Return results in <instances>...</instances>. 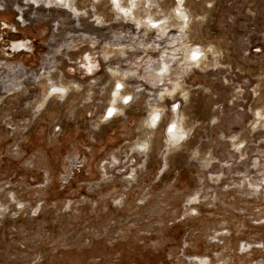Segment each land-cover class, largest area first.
Wrapping results in <instances>:
<instances>
[{
  "label": "rangeland",
  "instance_id": "rangeland-1",
  "mask_svg": "<svg viewBox=\"0 0 264 264\" xmlns=\"http://www.w3.org/2000/svg\"><path fill=\"white\" fill-rule=\"evenodd\" d=\"M0 264H264V0H0Z\"/></svg>",
  "mask_w": 264,
  "mask_h": 264
},
{
  "label": "flooded vegetation",
  "instance_id": "flooded-vegetation-1",
  "mask_svg": "<svg viewBox=\"0 0 264 264\" xmlns=\"http://www.w3.org/2000/svg\"><path fill=\"white\" fill-rule=\"evenodd\" d=\"M24 45V43H17L16 44V46L15 47H22ZM150 51H147V53H149ZM153 52V51H152ZM168 52L166 51L165 53H161V56H160V58H151L150 60H155V62L154 61H148V63H147V65H149V64H155L156 62H160V64H163L165 67H164V72H161V73H159V76L156 78V81L155 82H153L154 81V79H153V81L150 79V77H148V75H146L145 73H144V79L146 80V81H148L149 83H151L152 85H154V87L157 85V82H159V81H164L165 80V77H166V75H167V73L165 72V69H166V67H168L169 65H170V63L172 62V61H174V58L172 57V58H170L169 59V56H168V54H167ZM168 57V58H167ZM87 59H91L90 58V55L89 56H87ZM161 61H162V63H161ZM89 62H90V60H89ZM150 62V63H149ZM177 62H179V60L177 61ZM148 68V67H147ZM163 73V74H162ZM1 89H3V88H1ZM127 98H128V96H127ZM124 99H126V96H124V98H123V100ZM111 111V112H114V111H116V107H113V106H110V107H108L107 108V111ZM114 115H115V112H114ZM160 118H161V114H159V113H156L155 112V115L153 116V118H152V121L154 122V123H156V122H158V121H160Z\"/></svg>",
  "mask_w": 264,
  "mask_h": 264
},
{
  "label": "bare ground",
  "instance_id": "bare-ground-1",
  "mask_svg": "<svg viewBox=\"0 0 264 264\" xmlns=\"http://www.w3.org/2000/svg\"><path fill=\"white\" fill-rule=\"evenodd\" d=\"M164 67L165 66L163 64H160V62H156L155 64H149L145 74L148 75V77H150L152 81L154 79L153 82H155L156 78L159 76V73L164 72Z\"/></svg>",
  "mask_w": 264,
  "mask_h": 264
},
{
  "label": "built area",
  "instance_id": "built-area-1",
  "mask_svg": "<svg viewBox=\"0 0 264 264\" xmlns=\"http://www.w3.org/2000/svg\"><path fill=\"white\" fill-rule=\"evenodd\" d=\"M107 113H108V115H107V118H108V119L113 118L114 112H113V113L111 112V113H112L111 115H109V111H108Z\"/></svg>",
  "mask_w": 264,
  "mask_h": 264
},
{
  "label": "snow or ice",
  "instance_id": "snow-or-ice-1",
  "mask_svg": "<svg viewBox=\"0 0 264 264\" xmlns=\"http://www.w3.org/2000/svg\"><path fill=\"white\" fill-rule=\"evenodd\" d=\"M193 58H196L195 56L193 57ZM112 113L111 112H109V115H111Z\"/></svg>",
  "mask_w": 264,
  "mask_h": 264
}]
</instances>
